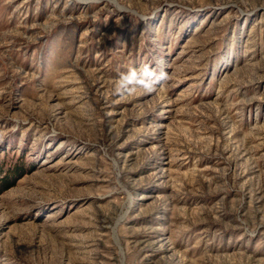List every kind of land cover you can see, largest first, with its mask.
<instances>
[{
	"label": "rangeland",
	"instance_id": "1",
	"mask_svg": "<svg viewBox=\"0 0 264 264\" xmlns=\"http://www.w3.org/2000/svg\"><path fill=\"white\" fill-rule=\"evenodd\" d=\"M17 166L0 264H264V0H0Z\"/></svg>",
	"mask_w": 264,
	"mask_h": 264
},
{
	"label": "clouds",
	"instance_id": "2",
	"mask_svg": "<svg viewBox=\"0 0 264 264\" xmlns=\"http://www.w3.org/2000/svg\"><path fill=\"white\" fill-rule=\"evenodd\" d=\"M167 78L166 73L157 74L150 66L145 65L139 73L135 69L130 70L128 73H122L114 90L123 97L134 91V88L130 86L139 85L146 93L151 94L156 91L157 85Z\"/></svg>",
	"mask_w": 264,
	"mask_h": 264
},
{
	"label": "trees",
	"instance_id": "3",
	"mask_svg": "<svg viewBox=\"0 0 264 264\" xmlns=\"http://www.w3.org/2000/svg\"><path fill=\"white\" fill-rule=\"evenodd\" d=\"M22 170L23 168H21V166L11 168L6 171L4 177H1L3 171L2 169H0V185L2 186V188L5 189L7 187L6 185L8 184V179L20 175Z\"/></svg>",
	"mask_w": 264,
	"mask_h": 264
}]
</instances>
